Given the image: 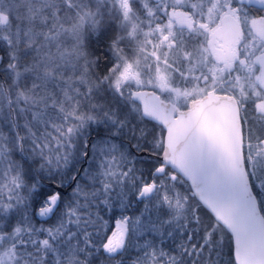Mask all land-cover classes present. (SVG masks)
<instances>
[{
  "label": "snow or ice",
  "instance_id": "obj_1",
  "mask_svg": "<svg viewBox=\"0 0 264 264\" xmlns=\"http://www.w3.org/2000/svg\"><path fill=\"white\" fill-rule=\"evenodd\" d=\"M0 264H264V0H0Z\"/></svg>",
  "mask_w": 264,
  "mask_h": 264
},
{
  "label": "trees",
  "instance_id": "obj_2",
  "mask_svg": "<svg viewBox=\"0 0 264 264\" xmlns=\"http://www.w3.org/2000/svg\"><path fill=\"white\" fill-rule=\"evenodd\" d=\"M149 128L152 127L151 124L148 125ZM138 206H134L128 209L126 212L122 213L119 208H116L112 213L105 214V219L108 221V234H111L115 230L116 222L121 218V215L134 216L137 214Z\"/></svg>",
  "mask_w": 264,
  "mask_h": 264
},
{
  "label": "flooded vegetation",
  "instance_id": "obj_3",
  "mask_svg": "<svg viewBox=\"0 0 264 264\" xmlns=\"http://www.w3.org/2000/svg\"><path fill=\"white\" fill-rule=\"evenodd\" d=\"M161 98H163V97H161Z\"/></svg>",
  "mask_w": 264,
  "mask_h": 264
}]
</instances>
